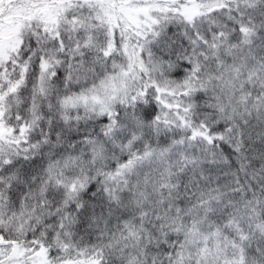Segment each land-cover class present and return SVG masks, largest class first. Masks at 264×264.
<instances>
[{
  "label": "snow or ice",
  "instance_id": "6c2138e0",
  "mask_svg": "<svg viewBox=\"0 0 264 264\" xmlns=\"http://www.w3.org/2000/svg\"><path fill=\"white\" fill-rule=\"evenodd\" d=\"M0 264H264V0H0Z\"/></svg>",
  "mask_w": 264,
  "mask_h": 264
}]
</instances>
